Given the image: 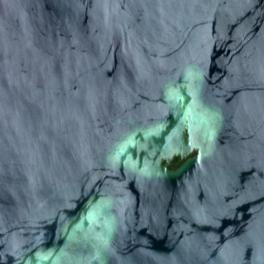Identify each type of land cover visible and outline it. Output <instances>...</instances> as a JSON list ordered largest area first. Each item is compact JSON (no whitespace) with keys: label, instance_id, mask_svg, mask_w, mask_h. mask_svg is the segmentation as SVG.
<instances>
[{"label":"water","instance_id":"95a60500","mask_svg":"<svg viewBox=\"0 0 264 264\" xmlns=\"http://www.w3.org/2000/svg\"><path fill=\"white\" fill-rule=\"evenodd\" d=\"M0 264H264V0H0Z\"/></svg>","mask_w":264,"mask_h":264},{"label":"trees","instance_id":"16d2710c","mask_svg":"<svg viewBox=\"0 0 264 264\" xmlns=\"http://www.w3.org/2000/svg\"><path fill=\"white\" fill-rule=\"evenodd\" d=\"M177 166L176 165H173L172 168H176Z\"/></svg>","mask_w":264,"mask_h":264},{"label":"flooded vegetation","instance_id":"af4514ba","mask_svg":"<svg viewBox=\"0 0 264 264\" xmlns=\"http://www.w3.org/2000/svg\"><path fill=\"white\" fill-rule=\"evenodd\" d=\"M175 162H177V159L175 160ZM174 165H176V164H174ZM177 166V165H176Z\"/></svg>","mask_w":264,"mask_h":264}]
</instances>
